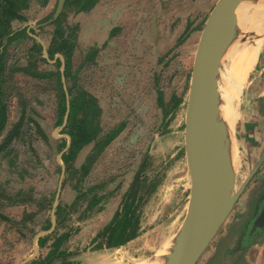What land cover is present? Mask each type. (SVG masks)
Returning <instances> with one entry per match:
<instances>
[{
	"label": "rangeland",
	"instance_id": "obj_1",
	"mask_svg": "<svg viewBox=\"0 0 264 264\" xmlns=\"http://www.w3.org/2000/svg\"><path fill=\"white\" fill-rule=\"evenodd\" d=\"M58 1L40 5L32 0L22 12L23 21H12L13 30L28 27L30 34L20 36L10 47L11 62L17 67L28 65L25 57L31 52L32 38L45 46L50 42L55 24L49 18ZM217 1L99 0L96 9L77 14L73 8H63L65 29L77 25L76 36L83 31L86 37L82 46L76 37L73 54L77 51L81 61L93 55L82 67H78L79 60L73 55L70 69L76 75L74 79L69 77L68 85L73 93L84 90L96 99L100 111L95 124L104 132L120 128L103 151L91 159L86 175L94 142L83 147L66 168L59 141L68 140L69 135L56 122L57 78L14 75L8 125L0 140L20 120L22 100L25 119H29L24 121L21 134L0 153V264H19L30 258L35 242L39 252L25 264L45 262L56 238L61 239L57 253L69 255L53 258L48 264H132L152 257L163 243L176 239L188 211L191 187L185 147L190 78L204 24ZM92 30L107 38L90 44ZM250 31H236L242 44H254ZM261 32L264 35L262 30L258 33ZM52 62L36 59L34 67L43 72L64 71V67ZM258 63L257 57L236 101L239 119L235 130L242 156L239 170L232 175L234 191L262 153L247 127L255 117L257 92L264 87V72L258 76ZM60 161L65 164L64 172ZM263 179L264 161L197 264L224 261L228 248L223 264L237 261L234 253L239 248L231 239L240 220L250 214V198ZM58 187L56 226L36 240L38 233L48 230ZM126 200H133L136 237L108 247L106 225L111 224L115 213L122 212ZM47 235L50 236L41 245L39 240ZM239 257L245 264H264V230Z\"/></svg>",
	"mask_w": 264,
	"mask_h": 264
},
{
	"label": "water",
	"instance_id": "obj_2",
	"mask_svg": "<svg viewBox=\"0 0 264 264\" xmlns=\"http://www.w3.org/2000/svg\"><path fill=\"white\" fill-rule=\"evenodd\" d=\"M65 1H58L54 18L62 12ZM261 1L218 0L204 24L194 59L185 114V147L191 179L188 211L174 241L169 264L198 263L217 237L249 180L264 161L263 149L259 160L236 191H234V175L229 183L231 194L227 198L225 127L220 119V68L224 67L227 48L238 38L235 30L238 23V8L250 3L251 9L246 11L248 14ZM68 111L69 100H67L63 125L67 122ZM67 137L68 148L70 137ZM64 151L61 152L60 157ZM60 165L64 172L65 164L60 161ZM59 195L60 187L53 203L51 227L38 233L36 240L54 230ZM263 228L264 209L257 215L250 233H258ZM38 252L39 247L35 242L33 256L19 264L30 261Z\"/></svg>",
	"mask_w": 264,
	"mask_h": 264
},
{
	"label": "trees",
	"instance_id": "obj_3",
	"mask_svg": "<svg viewBox=\"0 0 264 264\" xmlns=\"http://www.w3.org/2000/svg\"><path fill=\"white\" fill-rule=\"evenodd\" d=\"M32 0H0V137L6 130L9 120V98L15 89L14 87V75L16 73H23L30 75L36 79H44L50 77L57 78V86L59 90V103L57 110V124L62 125L64 117L67 112V100H69V111L67 123L64 126L66 134L70 137V146L66 151L63 152L61 158L66 164V168L69 167L68 163L70 160L75 159L77 153L86 145L94 142V148L92 154H90V161L85 167L86 175L88 173L91 159H95L99 155L104 147L118 134L119 128L113 129L111 132L106 131L102 127H98L97 123V112L100 111L96 99L88 94L86 91L81 90L76 93L72 92L71 87L68 85V79L70 76L74 79L76 72L71 71L70 62L71 54L75 47L76 33L78 26L70 27L69 30L65 29L63 22V13L59 14L57 18H54V14L49 18L55 24V29L53 30L52 37L48 43V55L50 59H54L55 55L60 54L65 57L67 67H64V71H56L55 73L37 71L34 67L36 59H42L46 61L43 57V45L35 38H32L33 44L30 47L29 53L26 54V59L28 65L25 67H17L14 62H11L12 53L10 47L12 43L19 39L20 36L27 35L30 36L29 28L24 27L22 29L13 30L11 23L13 20H22V12L28 8ZM40 5H45L48 0H37ZM99 0H66L65 8H73L74 13L86 12L92 9ZM30 32L34 33L33 29ZM56 63L60 66V59H56ZM55 78V79H56ZM22 114L21 118L13 127L9 130L5 138L0 140V153L5 151L11 142L13 137H18L21 134V128L25 119V101L22 100ZM31 120V119H30ZM26 124V122H25ZM38 128L39 134L47 140L46 135L43 134L39 125L34 123ZM116 130V131H115ZM16 135H13L15 134ZM99 135L101 138L98 140ZM59 151L62 152L68 143L66 138L61 139ZM20 192H18L19 194ZM129 199V198H128ZM132 202L129 203L128 200L125 201L123 205L122 212H117L112 220L111 224L106 226V232L109 234L110 242L108 247H115L122 245L124 242L132 240L136 237V227L137 224L132 221L133 210H131ZM50 208L51 205H49ZM60 205L57 206L55 211V216L58 220V212ZM51 227V220L48 222L46 229ZM261 231V230H260ZM259 231V232H260ZM258 232V233H259ZM50 236V235H49ZM48 235L41 238L39 243L43 245L44 241L49 237ZM60 238H56L54 241V249L50 250L45 262L39 261V264H48L53 258L66 257L69 253H57L58 244Z\"/></svg>",
	"mask_w": 264,
	"mask_h": 264
},
{
	"label": "bare ground",
	"instance_id": "obj_4",
	"mask_svg": "<svg viewBox=\"0 0 264 264\" xmlns=\"http://www.w3.org/2000/svg\"><path fill=\"white\" fill-rule=\"evenodd\" d=\"M247 4L240 6L237 10L238 23L235 30L242 28L250 29L251 36L255 42L253 45H247L242 44V39L237 38L233 40L225 52L224 67L220 68V119L225 127L227 198L231 194L229 183L231 182L232 175L240 168L242 156L239 139L235 130L236 122L239 119L236 101L245 86L249 73L254 68L264 38L262 32L258 33L261 30L264 31V0L256 5V7H253L254 9L248 12V14L246 11L249 8L251 9V7L249 5L250 3ZM174 241V239L167 240L157 249L152 257L136 260L132 264H169L171 254L174 250Z\"/></svg>",
	"mask_w": 264,
	"mask_h": 264
},
{
	"label": "crops",
	"instance_id": "obj_5",
	"mask_svg": "<svg viewBox=\"0 0 264 264\" xmlns=\"http://www.w3.org/2000/svg\"><path fill=\"white\" fill-rule=\"evenodd\" d=\"M98 6H100V2L98 4H96L93 7V9H96V7H98ZM93 24L95 25V23H93ZM96 32H97L96 30H92V32L90 33V37H91L90 38V40H91L90 41V44H92V41L95 42V41H97L99 39H106L107 38V37L106 38L105 37H99V35H97L98 32L97 33ZM84 35H85V33H83V31H81L76 36V37H78V40L77 41H78V44L80 46H82V44L84 42L83 39L86 38V37L83 38ZM76 39H75V47H74V49L75 48L77 49V47H76V43H77ZM263 42H264V39H263V41L261 43L260 54L258 55V62L259 63L257 65V67H260L259 68L258 76H260L261 73L264 72V43ZM47 48H48V44L46 46L43 45V57L46 58V62L53 63L52 61H54L56 63V59L59 58L60 59V65H61L59 67H67V65H66V59H65L64 56H62L60 54H57V55H55L54 59H50V57L48 55ZM78 49H79V46H78ZM73 52H74V50H73ZM73 52L71 54L72 56H71L70 66H71V63H72V60H73V55H74ZM45 54H46L47 57H45ZM76 55H77V51L75 52L74 59L75 60H79L78 67H82V65L84 64V62L88 61L91 58L93 59V57H92L93 55L89 54L86 57H84L83 60L81 61L82 58L79 59L78 55L77 56ZM190 82H191V78H190ZM258 85H259V83H258ZM258 85H257V87H258ZM188 96H189V92H188ZM255 98H256V101H255V104H256L255 105L256 106L255 107V117H253V120L250 121L251 123H248L247 124V127H248V131H249V135H251L253 137L254 143H256L257 146L258 145L260 146V148L258 150V152H259L260 150H263L264 149V87H263V89H261V90H259L257 92V95H256ZM187 101H188V99H187ZM186 106H187V103H186ZM251 126H252V128L250 129ZM226 252H227L226 253V255H227L229 253V248H228V250H226ZM226 255H223L224 261L218 262V264H223L225 262V260L227 259ZM215 263L216 262L209 261L208 264H215ZM228 263L229 264H245V263H242V258H239V260H237L235 263H232V261L231 262L229 261Z\"/></svg>",
	"mask_w": 264,
	"mask_h": 264
},
{
	"label": "flooded vegetation",
	"instance_id": "obj_6",
	"mask_svg": "<svg viewBox=\"0 0 264 264\" xmlns=\"http://www.w3.org/2000/svg\"><path fill=\"white\" fill-rule=\"evenodd\" d=\"M65 125H63L62 123L61 126H65ZM249 205L251 211L250 214L246 218L240 220V222L237 225L238 227H236V230H234L235 231L233 233L234 236L231 239V241L233 240L235 241V246H238L239 248V250L237 249L234 253L235 261L238 260V258H240L239 256L241 251H243V249L246 248L247 245L253 243L264 230L263 228L259 233L256 232L250 233V230L253 226V223L257 215L264 209V182L260 184L259 188H257V190H255L254 193L252 194V197L250 198L249 201ZM219 249L221 250L222 246Z\"/></svg>",
	"mask_w": 264,
	"mask_h": 264
}]
</instances>
